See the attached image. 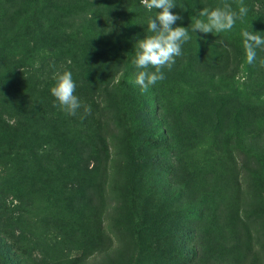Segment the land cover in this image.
I'll return each instance as SVG.
<instances>
[{
    "label": "rangeland",
    "instance_id": "374dc122",
    "mask_svg": "<svg viewBox=\"0 0 264 264\" xmlns=\"http://www.w3.org/2000/svg\"><path fill=\"white\" fill-rule=\"evenodd\" d=\"M37 1L13 0L8 10H24L33 17L38 6L45 5ZM105 2L54 3L56 12L64 15L65 32H88L91 20L105 32V22L107 30L113 27L112 18L119 17L123 6L128 15L137 16L142 5L141 0H115L116 8L110 9ZM246 6L250 14L264 16L257 0ZM237 25L233 28L241 31ZM75 51L54 60L39 52L14 70L24 85L12 96L24 101L25 109L1 101L0 169L10 174L18 190L3 200L0 193V227L11 232L31 257L86 256L95 250L82 264H186V246L194 241L191 213L201 192L217 190L227 198L219 203L216 223L222 221L223 209L225 213L234 209L232 195H239L238 211L252 246L245 250L244 264H264V168L247 153L264 146V87L254 79L261 74L248 78L243 41L238 52L233 50L231 71L210 86H195L175 70H162L165 78L150 86L163 88L172 102L166 124L153 106L152 90L142 91L133 77L117 89V75L107 78L105 66H99L106 61L104 56L84 64L79 49ZM99 67L104 73L101 81L90 74ZM2 70L0 66V74ZM64 70L72 73L78 98H94L89 104L80 101L76 115L62 111L55 99L54 110L37 105L49 76ZM253 70L257 73L258 66ZM106 81L109 89L104 92ZM186 93L193 99L187 104ZM109 97L121 104L119 110L109 105ZM85 105L90 106L87 114ZM63 140L71 153L60 158ZM29 170L35 178L24 176ZM68 207L71 212H63ZM82 221L89 222L85 232L68 231ZM72 237L80 243L68 247ZM97 240L98 247L91 244Z\"/></svg>",
    "mask_w": 264,
    "mask_h": 264
},
{
    "label": "trees",
    "instance_id": "16d2710c",
    "mask_svg": "<svg viewBox=\"0 0 264 264\" xmlns=\"http://www.w3.org/2000/svg\"><path fill=\"white\" fill-rule=\"evenodd\" d=\"M34 1L38 2L37 0ZM43 1L45 5H39L38 14L31 17L24 10L17 9L9 12L8 6L13 4V0H0V66L3 69L0 74V92L3 94L0 98L1 106L4 105L1 102L4 100L14 109L18 108L19 111L25 109V102L12 96L15 92L20 93V88L24 85V80L14 70L16 67L30 63V59H33L39 52H42L41 54L45 55L44 57L46 58L53 57L51 60H54V58L57 59L63 56L69 57L72 55V51L79 49L77 52H80L85 59L84 64H87L86 60H92L95 56H104L106 61L101 62L102 64H99V66H105V77L110 78L112 75H117V84L115 85L117 89L127 85V81L131 77L136 79L139 69L134 66L133 60L137 51V42L149 34L147 23L149 18L155 15V9L148 11L142 4L139 8L140 14L134 16L135 14L128 15L126 13L128 10L125 5L118 18L113 16L112 19L115 21L113 27L107 30V23L105 22V32L99 26L96 27L95 22L92 20L90 21L91 28H89L88 32L87 29L81 32L75 30L65 32L66 26L62 25L64 15L56 12L55 0ZM105 1L106 8L109 4H111L110 9L116 8L115 0ZM174 2L177 6L171 11L181 16L182 19L176 21L173 26L188 28L191 39L182 45V55L175 58V64L171 69L181 76L192 80L195 86L215 84L218 77L231 71L233 50L235 49L238 52L239 45L243 41L242 31H255L258 35L264 37V16L258 17L255 14H250L249 9L246 16L236 20L235 25L239 24L237 26L241 28V31L234 28L231 31L221 33H200L198 31L194 33L191 31L194 22L192 19L197 18L199 11L204 7L213 9L227 2L233 10L238 12L240 0H174ZM257 2L259 8L264 12V0H257ZM243 3L246 5L249 0H243ZM191 20L192 22H190ZM29 23L34 24V26L29 27ZM101 43L102 47L97 45ZM19 51L23 52L18 57H15ZM261 61H264V47L257 48L256 59L253 63L249 64L246 60L244 65L249 79L261 74L254 78L258 81V87H264V64ZM255 66H258L257 73L253 70ZM89 72H91V69ZM92 73H95V80H103L104 73L100 67L98 72H91L90 74ZM53 76L54 74L49 76V79L47 78L48 81L39 91V96L36 100L39 107H48V111L55 109V98L47 92V89L51 88L55 82ZM187 86L193 87L190 83ZM108 89L109 84L106 81L102 90L105 92ZM148 90L153 91V106L158 114L161 115V122L164 124L168 123L167 120L170 117L168 112L170 105H172L171 100L163 92V88L159 87L157 89L155 86H149ZM186 95L188 96V100L185 101L187 104L189 99H193H191L189 93H186ZM114 99L109 97L108 103L116 110H119L121 104ZM79 100L89 104L94 101V98L83 95L79 97ZM27 111L31 112L30 110ZM61 136L62 139H65L63 135ZM70 153L69 143L65 141L59 157H68ZM247 153L256 160L260 168H264V146L262 149L252 148L247 150ZM0 156L3 155L0 153ZM69 164L70 161L67 165L68 168H70ZM3 172V169H0L2 200L10 192L18 190L10 174ZM30 175L33 176L30 170L24 173L26 177ZM80 186L81 184H77V188H80ZM19 187L21 188L20 184ZM29 187L28 185L25 189ZM51 189L54 190L55 187ZM233 195L234 209L230 210L231 213H225L223 209L222 221L217 224L218 206L222 202L223 196L227 198V194L217 190L200 193L199 204L196 205L194 212L191 213V217L195 220L191 228L194 241L190 243L189 248L186 246V264H244L247 261L245 250L252 249L250 244L251 236L250 232H248L247 224H245L238 211L239 195L235 193ZM63 212H71V207L66 208ZM153 213L154 211H151L149 214L152 216ZM77 219L80 220L81 216H77ZM153 222L155 223V221ZM1 223L2 221H0ZM87 224H89L88 221H82L76 226H70L68 231L73 234L83 233L89 228V225L85 226ZM93 229L100 232L99 226L95 224H93ZM65 234L68 233L65 232ZM98 238L100 239V237ZM70 239L71 241L66 244L68 247L80 243V241H77V237ZM99 241L97 240V242L91 244L98 247ZM58 247L59 243L56 242L54 244L55 250ZM94 252L96 251L94 250L86 256L51 253L47 254V257L42 255L31 257L24 248H21L18 239L12 237L11 232L8 233L4 228L0 227V264H82L87 257L91 258ZM241 255L244 256V259Z\"/></svg>",
    "mask_w": 264,
    "mask_h": 264
},
{
    "label": "clouds",
    "instance_id": "9594fccd",
    "mask_svg": "<svg viewBox=\"0 0 264 264\" xmlns=\"http://www.w3.org/2000/svg\"><path fill=\"white\" fill-rule=\"evenodd\" d=\"M148 10H156L147 23L148 33L137 42V51L133 60L134 66L139 69L136 83L144 92L150 85L163 80L162 69L175 64V58L182 55V45L191 39L188 28L173 26L182 17L171 11L176 7L174 0H141ZM158 10V11H157ZM248 13V8L240 0L238 12L225 2L222 6L209 9L204 7L194 19L192 32L221 33L231 31L237 19H242ZM243 47L246 60L249 64L256 59L257 48L264 47V37L255 31H242ZM264 64V61H261ZM54 84L50 91L62 111L69 115H76L81 108V102L75 95L76 83L72 73L68 70L57 72L53 76ZM84 112H90V106H84Z\"/></svg>",
    "mask_w": 264,
    "mask_h": 264
}]
</instances>
